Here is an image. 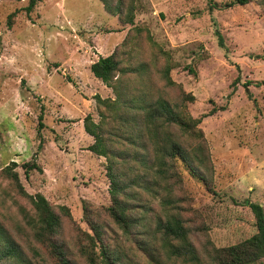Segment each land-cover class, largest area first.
I'll return each instance as SVG.
<instances>
[{
  "label": "rangeland",
  "instance_id": "1",
  "mask_svg": "<svg viewBox=\"0 0 264 264\" xmlns=\"http://www.w3.org/2000/svg\"><path fill=\"white\" fill-rule=\"evenodd\" d=\"M231 1L137 0L135 24L143 32L129 48L118 45L134 28L100 0H38L31 12L30 0H0V219L30 256L36 245L37 258L54 264L32 235L18 233L22 226L29 232L20 208L32 209L3 173L12 161L28 193L41 192L57 210L69 208L58 238L79 264H89L87 253L100 262L103 244L121 264H176L154 251L152 260L113 222L107 159L89 150L94 137L85 131L84 118L91 114L99 121L96 95L113 92L84 70L115 44L130 49L121 56L124 65L147 59L172 100L180 98L182 88L195 95L189 110L202 117L213 167L203 182L178 161L182 187L176 194L195 245L201 252L207 243L229 246L257 231L245 202L264 206V0L227 7ZM167 64L177 83L169 88L159 72ZM34 159L43 172L28 178L23 163ZM160 202L143 193L133 201L139 237L150 251L147 231L165 213ZM91 222L100 225L102 244Z\"/></svg>",
  "mask_w": 264,
  "mask_h": 264
},
{
  "label": "trees",
  "instance_id": "2",
  "mask_svg": "<svg viewBox=\"0 0 264 264\" xmlns=\"http://www.w3.org/2000/svg\"><path fill=\"white\" fill-rule=\"evenodd\" d=\"M38 0H30L27 11L31 12ZM105 9L118 14L121 22L130 24V30L118 46L131 47V40L140 38L143 29L135 24L137 0H100ZM250 0H233L226 6L245 5ZM10 15L8 23H12ZM220 45L226 47L223 36L218 32ZM116 47L108 56H100L91 64L93 74L101 79L113 92V96L96 95L99 121L91 114L84 118L85 131L94 137L89 146L93 153L107 159V175L110 179L109 192L111 205L108 214L123 233L133 240L152 260L153 252L176 264H259L264 259V206L248 199V205L254 216L257 231L249 238L233 245L218 247L207 243L201 252L191 237L179 206L177 191L182 187V175L178 170V161L187 165L193 176L205 182L207 172L212 169V159L204 131L200 127L202 117H194L189 103L195 101V95L181 89L178 100H172L158 85L154 72L147 59L140 58L136 64H125L121 56L130 49ZM168 64L159 70L163 87H174L177 83L171 76ZM238 76L233 82V94L240 82ZM258 83V82H257ZM249 92L250 82L243 83ZM40 115V127H43ZM18 163L12 161L3 169L20 193L31 203V209L20 208V213L29 229H18V233L32 235L33 240L45 248L54 264H79L71 258L67 246L59 240L58 234L63 226V216L70 210L61 205L59 210L38 192L30 194L22 184L16 171ZM26 177L33 171L43 172L37 160L23 163ZM151 194L161 199L164 215L156 218L147 231L151 251L137 230L139 219L133 214V201L141 194ZM87 210V209H86ZM96 241L102 244L100 225L91 222ZM94 241V237L91 236ZM102 264H121L120 257H114L108 246L103 244ZM30 256L23 244L0 219V264H43L40 249L33 245ZM86 254L85 249H81ZM152 252V253H150ZM35 255V256H34ZM89 264H99L98 257L87 253Z\"/></svg>",
  "mask_w": 264,
  "mask_h": 264
},
{
  "label": "crops",
  "instance_id": "3",
  "mask_svg": "<svg viewBox=\"0 0 264 264\" xmlns=\"http://www.w3.org/2000/svg\"><path fill=\"white\" fill-rule=\"evenodd\" d=\"M108 14H109V13H108ZM124 36H125V33L122 34L121 38H124ZM98 40H99V38H98ZM97 43L99 44L98 46H100V41H98ZM115 46H116V44L113 45L111 48L108 46L109 49H106L107 52L104 53V54H102V55H100V56H108V55L111 54V52L114 50ZM100 56H98V58H99ZM98 58H97L96 60H98ZM96 60H95V61H96ZM95 61H93V62H95ZM93 62H92V63H93ZM84 71L88 72V74L90 73V74H92L93 76H95V75L93 74V72L91 71V63H90V65H87V66H86V68H85ZM81 72H82V71H81ZM84 75L88 76L86 73H85ZM95 77H96V76H95ZM96 78H97V77H96ZM98 80H100V81L104 84V82H103L101 79L98 78ZM83 82H84L85 85H87V84L85 83V81H83ZM104 85H105V84H104ZM88 87H89V86H88ZM105 87L109 90V92L112 91V90H111L110 88H108L106 85H105ZM89 88H91V87H89ZM100 96H101V95H100ZM108 96H113V95H108ZM108 96H106V97H108ZM102 97H103V96H102Z\"/></svg>",
  "mask_w": 264,
  "mask_h": 264
}]
</instances>
